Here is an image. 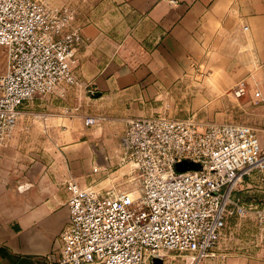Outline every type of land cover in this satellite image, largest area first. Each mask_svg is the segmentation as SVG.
<instances>
[{
  "label": "crops",
  "instance_id": "1",
  "mask_svg": "<svg viewBox=\"0 0 264 264\" xmlns=\"http://www.w3.org/2000/svg\"><path fill=\"white\" fill-rule=\"evenodd\" d=\"M117 3L126 19L122 35H110L96 20L73 21L87 38L74 68L84 90L51 95L40 111L36 98L26 102L28 119L0 144L2 264H48L67 220L69 184L101 187L109 185L108 178L97 183L101 177L129 174L120 161L128 119L193 115L203 128L232 122V101L264 114V0ZM240 82L244 93L235 97ZM86 117L95 122L87 125ZM255 191L247 182L241 193ZM197 264H264V258L218 251Z\"/></svg>",
  "mask_w": 264,
  "mask_h": 264
},
{
  "label": "built area",
  "instance_id": "2",
  "mask_svg": "<svg viewBox=\"0 0 264 264\" xmlns=\"http://www.w3.org/2000/svg\"><path fill=\"white\" fill-rule=\"evenodd\" d=\"M68 6L47 0H0V144L13 135L20 108L52 94L63 97L83 86L74 68L86 46ZM235 97L244 93L240 82ZM65 113H72L66 108ZM93 117H86L87 125ZM120 161L139 182V194L69 184L68 216L48 264H197L214 258L229 220L247 219L252 233L239 251L264 258V200L246 201L239 186L253 176L264 189V147L256 128L210 122L193 115H153L127 120ZM188 160L198 169L178 171ZM242 191V189H241ZM228 252V251H226Z\"/></svg>",
  "mask_w": 264,
  "mask_h": 264
},
{
  "label": "rangeland",
  "instance_id": "3",
  "mask_svg": "<svg viewBox=\"0 0 264 264\" xmlns=\"http://www.w3.org/2000/svg\"><path fill=\"white\" fill-rule=\"evenodd\" d=\"M49 3L56 5V6H68L74 14V19L79 17L80 19H91L96 20L101 23L104 28L108 31L110 35H122L123 30L125 29V18L123 17V11L119 9V4L117 0H47ZM81 16V17H80ZM5 48L0 46V73H2L5 69ZM84 86V85H83ZM83 86H76L78 89L84 90ZM52 94L44 95L41 97L36 98V109L37 111L42 110L41 108H47L46 102L48 98H51ZM35 99V98H34ZM234 110L231 113L233 116L232 122L248 124L256 128L258 138L262 146L264 147V122L258 119H253L256 116H263L262 115H255L252 108H243L238 106L236 101H232ZM250 107V105H249ZM25 109L20 108V115L18 118V123L26 122L27 115L23 114L22 111ZM157 115H167V114H157ZM167 116H174V115H167ZM175 117V116H174ZM177 117V115H176ZM253 119V120H252ZM42 121V120H41ZM135 176L129 175L127 173H123L122 175H115V176H105L104 178L101 177L97 180L99 183L102 179L109 180V185L105 186H93V188L97 190H107L112 189L114 191H125L131 192L133 196H137L139 194V182L138 180L134 179ZM250 183L251 185H255V193H246L250 195L249 197L244 196L246 201H254L259 202L264 200V189H259L256 187H260L262 184L253 176L247 178L243 184ZM243 186H239L236 194H240L243 189ZM252 233V226L249 220L247 219H236L233 218L228 221L225 229L223 230L222 237L218 244L219 251H238L237 247H242L245 245L247 246L250 235ZM184 261L181 257H176L171 264H183Z\"/></svg>",
  "mask_w": 264,
  "mask_h": 264
},
{
  "label": "water",
  "instance_id": "4",
  "mask_svg": "<svg viewBox=\"0 0 264 264\" xmlns=\"http://www.w3.org/2000/svg\"><path fill=\"white\" fill-rule=\"evenodd\" d=\"M91 94L93 92H90ZM199 168V164L188 161V160H183L179 163L176 164V169L178 171H183L186 169H198ZM162 260L160 258H155L153 259V264H161ZM0 264H2V262L0 261Z\"/></svg>",
  "mask_w": 264,
  "mask_h": 264
}]
</instances>
